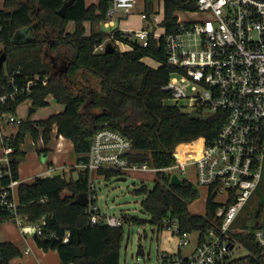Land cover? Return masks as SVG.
I'll return each instance as SVG.
<instances>
[{
    "label": "trees",
    "instance_id": "trees-1",
    "mask_svg": "<svg viewBox=\"0 0 264 264\" xmlns=\"http://www.w3.org/2000/svg\"><path fill=\"white\" fill-rule=\"evenodd\" d=\"M65 0H3L0 7V93L14 83L24 84L38 74L40 79L13 99L0 105V110L16 111L23 100L30 106L46 105L48 95L63 108L40 119L24 118L20 122L0 124V133L13 146L10 155L12 178H18V165L25 151L21 143L27 134L36 140L41 134L44 143L56 127L58 134L71 140L78 162L86 160L89 138L102 126L113 127L131 139L130 158L146 161L157 167L174 163L176 148H199L213 138L223 123L226 111L215 110L206 115L182 110L167 101L171 92L164 88L174 66L166 62L165 38L150 35L147 45L113 28L114 35L132 48L112 51L97 50L96 46L108 36L96 23L106 18L111 0H72L64 15L57 12ZM147 17L153 12L154 0H143ZM161 24L166 32L178 28L176 12L195 9V0H163ZM90 23L87 31L84 21ZM73 21L72 30L67 23ZM144 57L158 64L152 65ZM13 80H10L9 77ZM46 76L47 82H42ZM103 176H118L115 169H105ZM89 171L79 168L76 177L64 174L36 176L31 182L17 185V211L28 222L46 214V223L39 233L34 232L36 244L57 251L62 263L120 264L122 226L90 223L84 205L73 202L75 196L88 191ZM10 177L0 178L6 184ZM151 187L142 183L133 189L144 194L142 208L148 218L125 215L126 221H146L163 228L162 219L169 217L178 223V233L198 230L201 235L215 221L212 194L208 193L203 213H193L188 202L199 192L191 181H171L169 174L157 172ZM256 216H264L260 203ZM12 219L7 209L0 208V221ZM66 237V240L64 238ZM4 264L20 250L10 240H0ZM179 252L161 255L157 264L177 260ZM185 259V258H184ZM184 259L180 264H186Z\"/></svg>",
    "mask_w": 264,
    "mask_h": 264
},
{
    "label": "built area",
    "instance_id": "built-area-1",
    "mask_svg": "<svg viewBox=\"0 0 264 264\" xmlns=\"http://www.w3.org/2000/svg\"><path fill=\"white\" fill-rule=\"evenodd\" d=\"M195 1V9L176 12L178 28L175 31L166 32L161 24L163 0H154L150 17L143 8L141 27L117 29L142 46L147 45L150 35L156 39L164 36L166 62L174 66L164 85L171 92L172 102L184 100L199 114L204 110L209 113L225 110L223 123L216 135L199 148H176L174 163L162 167L130 158L131 139L119 130L109 126L97 128L90 135L86 160L76 164L89 171L84 210L90 223L123 227L126 222L125 215L101 211L93 173L103 176L100 171L115 169L120 175L150 171L154 175L165 172L170 177L176 173L181 178L180 174L191 166L196 182L206 186L216 202L215 221L201 235L198 231L191 253L177 259L185 258L186 264H264V216H257L253 228L238 221L242 208L264 180V0ZM136 2L111 0L106 17L109 20L117 9L130 12ZM182 12L190 17H181ZM186 35L193 36L197 48L186 49ZM107 41L120 50H125V45L132 48L131 43L116 37L112 29L96 49H105ZM9 79L13 80L11 76ZM39 79L35 74L24 84L14 83L10 90L0 93V105L28 91ZM41 79L47 82L46 76ZM23 119L16 111L0 110V124ZM37 139L43 142L41 134ZM0 147V178L6 174L10 177L6 184H0V208L10 211L22 231L32 226L33 233H39L46 223V214L37 221L24 223L28 221L17 211L19 203L14 193L19 181L11 177L9 165L14 148L1 133ZM162 226L178 232L177 221L169 217L162 219ZM179 234L181 244L189 242L187 231ZM0 264H4L1 251Z\"/></svg>",
    "mask_w": 264,
    "mask_h": 264
},
{
    "label": "rangeland",
    "instance_id": "rangeland-1",
    "mask_svg": "<svg viewBox=\"0 0 264 264\" xmlns=\"http://www.w3.org/2000/svg\"><path fill=\"white\" fill-rule=\"evenodd\" d=\"M98 1V0H97ZM96 1V2H97ZM92 4V3H91ZM3 4L0 0V7ZM111 7V3L109 4ZM142 9V0H137V3L131 8L132 13H125L123 10L119 9L114 12V24L105 25L104 19L100 21V28L108 33L113 28L121 26H138L140 22L144 20L140 18L139 11ZM202 15V14H199ZM183 18H188L190 15L186 12L180 14ZM119 20L120 24H119ZM98 25V26H97ZM96 27H99V22L96 23ZM186 43V49H195L196 45L193 43V36L186 35L184 37ZM147 62L153 63L152 59H147ZM157 64V63H156ZM48 103L42 106H36L34 111L30 114V119H40L47 117L50 113L58 111L63 108V103L57 102L52 95L47 97ZM167 101H172L167 100ZM179 107L188 112H193L192 107L186 104V101L179 100ZM30 106V101L28 99L23 100L18 104L16 108V114L27 117L28 107ZM208 110L202 111V115L208 114ZM54 135V131H51V137ZM23 148L25 149L24 157L21 159V168L29 171L35 164V162H42L46 164L45 159H47V149L40 150L36 149V145L32 144V136L27 134L25 140L23 141ZM37 147H40L38 144ZM1 150V147H0ZM63 161L69 162L61 169L62 171L55 174H64L66 176L72 175L76 176L79 167L76 165L79 163L76 158V153L74 149H71L68 153L63 155V152H57ZM44 155V158L42 157ZM177 172V170H175ZM179 173V172H178ZM180 174V173H179ZM125 179H117L116 176H111L106 178L104 176H97L93 173V178L96 182L95 190L97 193V203L101 211L107 213H115L122 215H134L141 218H148V213L141 206V199L144 194H136L133 192L135 187L140 184L145 183L151 187L154 183L153 178L156 176L150 171H132L127 174H122ZM181 178L184 180H189L198 189V196L188 202V208L193 213H203L207 188L204 185H200L196 182L194 176V170L191 166L186 167V173L180 174ZM264 204V180H262L253 194L248 199L245 206L242 208L241 213L238 217L240 224L247 227H254L258 221L255 215L258 205ZM8 222L15 224V221L10 219ZM30 223V222H25ZM17 226V225H16ZM17 229V227H15ZM33 227L29 226L27 228L28 238L32 239ZM124 235L120 248V264H157L160 260L161 254L171 255L174 258L175 253H177L178 247L181 249V256H187L193 250L194 245L198 239V230H191L187 232L186 237L189 239L188 243L181 244V236L178 232L172 231L170 228L163 227L157 229L156 225L148 221L144 223H134L132 221H126L123 225ZM141 247L144 251L143 255H136V250ZM241 253V252H239ZM238 254V252H236ZM166 264H180L179 260L169 261Z\"/></svg>",
    "mask_w": 264,
    "mask_h": 264
},
{
    "label": "crops",
    "instance_id": "crops-1",
    "mask_svg": "<svg viewBox=\"0 0 264 264\" xmlns=\"http://www.w3.org/2000/svg\"><path fill=\"white\" fill-rule=\"evenodd\" d=\"M96 1L97 0H86V3L90 4V3H94ZM1 2L3 4V0H1ZM143 8H144V3L142 0V9L139 11V13H141V11H143ZM117 10H119V9H117ZM114 12L112 13L109 20L107 17L104 19L105 25L114 24V18H113ZM125 13H132V12L130 11V12H125ZM140 18H141V15H140ZM106 21H108L107 24H106ZM120 21L121 20H119V24H120ZM84 24H85L86 29L88 31L89 27H90L89 21L85 20ZM142 25H144V21L142 23L140 22V24L138 26H135V27L128 26V25H126V26L119 25L115 28L135 29V28L141 27ZM73 27H74L73 21H69L67 23V28L72 30ZM95 27H96V25H95ZM99 27H100V22H99ZM125 46H126V49H130L127 45H125ZM144 59L147 61V59H152V58L144 57ZM153 61H154V64L151 63L152 65L158 64L155 60H153ZM53 131H54V135L49 139V141L47 143H44V141L43 142L38 141V139L34 140L32 138V144L36 145V149L38 152L40 150H44V149L48 150L47 159H45L46 164H43L42 162H39V161L35 162L34 166L29 171H26V170L21 168L20 164L22 161L20 160L19 165H18V175L19 176L17 178L19 182H31L36 176H45V175H52L55 173H59L62 171L61 169L65 166V164L72 162V161L65 162L62 160V158L59 156V154H56L57 152H63V155H65V153L69 152L70 147H71V149H73V145H72L71 140L64 137L61 134H58L56 131V127H53ZM23 143L24 142L21 143V148L25 151V149L23 148ZM38 144L40 145V147H37ZM0 155H1V150H0ZM42 157L44 158V155H42ZM74 177H76V176H74ZM14 193H15V197L18 199L17 186L14 189ZM9 220L10 219L0 221V240H10L20 250V253L18 255H15L14 257H12L9 260V264H74L73 262L62 263L60 261L59 255H58L56 250H54V249H43L42 247L38 246L36 244L34 238H33V232H29L32 234V239H29L27 236L28 235L27 231H22L15 220L14 221H15L17 226L15 224H11L10 222H8ZM15 227H17V229ZM177 252H179L178 256L184 257V256H181L180 247H178Z\"/></svg>",
    "mask_w": 264,
    "mask_h": 264
},
{
    "label": "water",
    "instance_id": "water-1",
    "mask_svg": "<svg viewBox=\"0 0 264 264\" xmlns=\"http://www.w3.org/2000/svg\"><path fill=\"white\" fill-rule=\"evenodd\" d=\"M72 0H65L62 5L60 6L59 9H57V12L61 15H64L65 11H66V8L68 6V4L71 3ZM114 49V45L111 41H107L106 44H105V52H109V51H112ZM4 60V53H2L0 55V64H2ZM34 111V107L33 106H29L28 107V111H27V117L30 116V114ZM117 179H125L126 177L124 175H118L116 176ZM171 181L174 182V183H180L181 182V178L176 174H172L171 176ZM73 202L75 203H78L80 205H85L86 202H87V192L86 191H82V192H79L75 198L73 199ZM136 255H143L144 254V251L141 247H139L136 252H135Z\"/></svg>",
    "mask_w": 264,
    "mask_h": 264
}]
</instances>
